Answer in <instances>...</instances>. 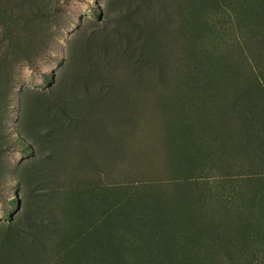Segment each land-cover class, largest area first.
I'll return each mask as SVG.
<instances>
[{"label": "rangeland", "instance_id": "374dc122", "mask_svg": "<svg viewBox=\"0 0 264 264\" xmlns=\"http://www.w3.org/2000/svg\"><path fill=\"white\" fill-rule=\"evenodd\" d=\"M0 264H264V0H0Z\"/></svg>", "mask_w": 264, "mask_h": 264}]
</instances>
